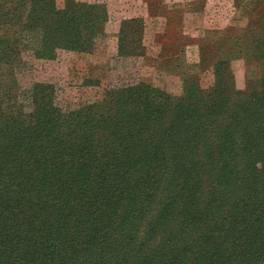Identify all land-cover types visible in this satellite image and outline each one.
<instances>
[{"label":"trees","instance_id":"trees-1","mask_svg":"<svg viewBox=\"0 0 264 264\" xmlns=\"http://www.w3.org/2000/svg\"><path fill=\"white\" fill-rule=\"evenodd\" d=\"M108 21L99 2L68 0L60 8L56 0H0V59L20 57L22 32L38 27V58L92 51ZM144 28L141 18L122 21L119 59L144 53ZM234 37L238 47L230 51L224 47L230 32L201 45L220 58L212 63L216 84L209 97L198 73L185 77L181 102L126 79L105 98L63 111L55 84L35 82L34 110L24 111L32 113L30 122L16 120L9 127L21 134L0 137V264H264V153L252 154L264 152V39L245 45V35ZM249 49L261 60L259 89L236 91L231 60L249 59ZM7 76L0 81L11 77L19 97V78ZM193 77L198 100L188 85ZM223 159L227 197L215 193V184L216 199H200L193 208L197 203L176 199L168 184L172 199L160 201L149 221L152 200L144 191L161 172L173 180L174 169L193 163L211 175ZM245 172L253 176L250 188L234 194Z\"/></svg>","mask_w":264,"mask_h":264},{"label":"rangeland","instance_id":"rangeland-1","mask_svg":"<svg viewBox=\"0 0 264 264\" xmlns=\"http://www.w3.org/2000/svg\"><path fill=\"white\" fill-rule=\"evenodd\" d=\"M67 1L56 0L60 8ZM209 8L211 9L209 12L211 19L218 20L224 17L226 20L232 16L238 19V22H232L230 27L231 39L227 40L224 45L229 51L233 48L232 45L235 47L238 44L236 40L232 39L234 36L237 37V34L245 35V39L241 40L245 45L247 42L249 43L253 40L262 41L264 39V0H209ZM119 27L120 25L117 20H109L101 34L97 36L96 44L91 45L94 47L92 51L59 50L57 57L52 59L38 58L36 56V51L40 48L43 33L40 27L23 31L20 51L21 58L14 55V59H0V64L6 66V69H4V66L0 68L5 74L0 72V78H8V73L12 72L14 79H16L17 75L20 81L19 97L15 94V98L13 91H16L17 85L13 82L12 78L0 81V137L18 135L19 132H15L9 127V124L16 120L25 119L27 122H30V118H32L30 115L32 113L25 115L24 111L30 113L34 110L33 86L37 81L55 84L57 103L63 111L72 110L81 105L105 98L109 88L124 86L127 82L126 79L145 81L163 89L179 102L183 101H180L178 98L185 95L186 83L181 82L179 78L169 75L168 71H165V65L161 64V67L157 66V61L149 59L153 55H156L159 50L157 45L149 43L150 37H147L145 40L146 45L143 54L135 55L128 59H119L117 57ZM195 28H189V30H194ZM181 31L182 26L179 21H176L160 37L166 43L162 55L169 58L178 56L182 47L191 40L189 37L182 36ZM209 35L215 34L209 31ZM146 48L149 50V53H147ZM192 53L194 54V50H190V57ZM198 54L205 58L203 66L201 65L198 68L190 67V70L192 73L195 71V73L199 74L202 81V83L201 81L199 82L200 85L205 84L208 87L212 82V77L209 76L208 71L214 70L212 63L220 59L217 57L218 51L210 49L208 44L205 47L204 53L201 50ZM249 56V59L242 56L237 58V70H233L236 78L234 85H232L236 91L239 89L242 92H249L251 89H254V91L259 89L260 83L258 80L262 75L261 60L255 50L249 49ZM15 62H18V64L13 69L9 68ZM153 77L159 79L160 82L153 79ZM195 82H197V78L193 77L188 85L192 87L190 94L198 100L202 95L201 92L193 93V86L194 89L199 90ZM202 89L205 90L204 96L209 97V89ZM231 91L233 94L236 93L234 90ZM200 102L202 104L201 108H208L203 105V101ZM11 115H13V118H10ZM1 148L5 149L4 147ZM255 152L256 155L258 152L264 153L263 148H260V151L259 148L256 149L252 154L254 155ZM205 153L206 150L203 147V151L200 154L204 155ZM12 154L13 158H16L13 150ZM243 156L246 155L242 154ZM211 171L213 173L209 175L206 170L200 171L198 167H194L193 163H188L173 170V180L169 178L171 172L169 174L161 172L163 174L161 180L155 183L153 188L144 191V198L152 200V205L147 211L149 221L157 217L159 206L162 205L160 201L172 199L165 190L168 184L176 189V199H189L190 203L188 204L197 203L196 205H192L193 208H196L199 205L198 203H201L200 199L211 197L214 190L212 186L215 184L219 185L215 193L224 190L227 197L229 187L226 182L227 165L225 160H222L220 167ZM249 177L253 176L245 172L244 178L241 181L242 186L235 187L233 190L234 194H240L242 190L250 188L248 184ZM39 186L36 184L37 188ZM210 199L216 198L213 196ZM157 205L158 210L156 209ZM174 205L181 207L184 205V201L182 203L176 201ZM167 229L169 228L162 226L161 233H169L164 232ZM256 231H259V229H256ZM262 232H264V229Z\"/></svg>","mask_w":264,"mask_h":264},{"label":"crops","instance_id":"crops-1","mask_svg":"<svg viewBox=\"0 0 264 264\" xmlns=\"http://www.w3.org/2000/svg\"><path fill=\"white\" fill-rule=\"evenodd\" d=\"M86 1L104 3L109 12V20H117L120 27L122 21L125 19L141 18L144 21L145 27L143 36L144 44L146 45V38L150 37L149 43L157 45L159 49L157 54L149 59L157 61V66L161 67V64L165 65V71H168L169 75L179 78L183 83L185 82V77L192 73L190 67L198 68L202 65V57L198 54L199 51H201V45L217 40L220 36H223L224 33L230 32L232 22H238V19L233 16L226 20L222 17L218 19L219 21L211 19V17H209V12L211 10L209 8V0ZM176 21H179L182 26V36L189 37L191 40L182 47L178 56L169 58L162 55L166 43L161 40L160 37L167 29H170L173 22L175 23ZM189 28L195 29L189 30ZM209 31H212L215 35L210 36ZM146 50L147 53H149L147 48ZM190 50H194V54H191L192 58L189 55ZM237 61V58L231 60V67L233 70H237ZM156 68L158 69V67ZM162 72L164 71L162 70ZM193 73H195V71ZM208 73L209 76L212 77V82L208 87H206L205 84H201L204 89H212L216 84L215 70H209ZM153 79L160 82L156 77H153Z\"/></svg>","mask_w":264,"mask_h":264}]
</instances>
